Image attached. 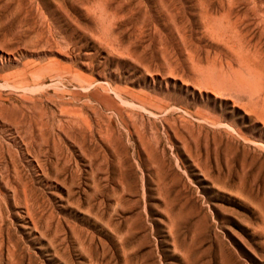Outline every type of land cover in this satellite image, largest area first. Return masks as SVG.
Wrapping results in <instances>:
<instances>
[{
    "label": "rangeland",
    "instance_id": "rangeland-1",
    "mask_svg": "<svg viewBox=\"0 0 264 264\" xmlns=\"http://www.w3.org/2000/svg\"><path fill=\"white\" fill-rule=\"evenodd\" d=\"M0 264H264V0H0Z\"/></svg>",
    "mask_w": 264,
    "mask_h": 264
}]
</instances>
